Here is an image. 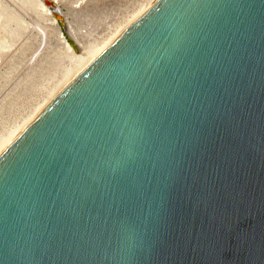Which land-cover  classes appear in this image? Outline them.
Here are the masks:
<instances>
[{
	"label": "water",
	"instance_id": "obj_1",
	"mask_svg": "<svg viewBox=\"0 0 264 264\" xmlns=\"http://www.w3.org/2000/svg\"><path fill=\"white\" fill-rule=\"evenodd\" d=\"M0 264H264V0H155L0 152Z\"/></svg>",
	"mask_w": 264,
	"mask_h": 264
},
{
	"label": "bare ground",
	"instance_id": "obj_2",
	"mask_svg": "<svg viewBox=\"0 0 264 264\" xmlns=\"http://www.w3.org/2000/svg\"><path fill=\"white\" fill-rule=\"evenodd\" d=\"M20 1H21V4H19L20 7L18 9H19V12L20 10L21 12H23V19L22 18L21 19H22V22L25 20L24 25L23 23H20L21 21L20 22L17 21L18 17H15L16 15H14V0H5L6 4H8V7H7L8 9H6V7L5 8L0 7V53L3 54L2 56L13 57L12 55L14 52V46H16L15 45L16 42L18 41L21 42V40L19 39H21L22 37L27 38L28 40L27 36L29 34L31 35L33 31L40 30L41 22L42 24H45L46 26L51 25L56 29V33H55L56 40L54 41V43L58 44L62 50L61 49L56 50V51L50 50L52 52L50 55V60L47 61L49 58V55H48L49 53H48L47 54L48 58H46L47 55L46 57L44 56L47 60L43 59L46 61L42 63V67H39L38 70H36L37 71L36 75L33 74L35 76L34 78H32V81L31 79H30L31 82L27 81V83L28 82L30 83L28 87L27 88H24V86L22 87L21 93L23 92V90L25 91V93L21 95V96H24V98H21V99L26 100V103H25L26 106H24V108L21 107L23 110H20V112L18 111L19 112L18 116L15 118H14V115H15L14 110L16 108L14 109V105H15L14 102H16V100L14 101V96H15L14 92H15L16 86L14 85L16 84L14 83L15 82L14 74L16 76L15 72L18 70V67L20 64L23 65L21 66V69L19 68L21 71L22 69H24L26 65H28L29 63H33V60L36 57V55H38V53L42 49L45 48V45H43L42 43L48 36L47 35L44 36L43 35L44 33H42L43 38L41 36L42 40L41 41L37 40L38 44L36 43V40L35 42H33L32 40L26 41V42H33L37 44L36 50L32 53L29 59L22 57L24 58V60L26 59L27 61L25 62L23 61L24 63L23 62L20 63L15 68H14L13 59L11 63L9 62L7 64L6 70L2 74V77H0V152L93 58H95L109 43H111L120 33H122L127 27H129L141 14H143L144 11L155 0H147L146 2H144L143 0L144 3H142L141 5L138 4L140 6L136 7V10L133 9L135 12L132 10V13L130 14L127 13L128 15H130L129 17L127 16L126 18L123 17L122 18L123 20L119 18V20L121 21L119 22L118 20L119 22V23L117 22L118 24L107 23L106 20L108 18L106 17V19L102 21L103 23L107 24V25L104 24V26L103 25L100 26L102 22L98 25L93 24L92 27L89 25L81 26L76 20L69 21L68 20L69 15L65 13V11H63L62 9H59V8L54 9L53 13L55 12L56 14H58L59 16H62L63 18L66 16V19L68 20L70 28L74 27L77 30L74 34L71 35L73 37L71 41L72 45H70L68 41H66L62 32L59 29V26L56 24V21L54 20V18L53 17L48 18L47 16L44 17L45 12H43V9H44L43 6L38 5V7L40 6V9L43 8L41 9L42 11L41 12L37 8V4L33 3L31 0H20ZM79 2H81V0H76L74 3V6H77ZM135 6L136 5H134L133 7L135 8ZM25 17L29 19V21L27 20L28 23L26 24V26H25V22H26ZM110 19L112 18L110 17ZM58 21L63 22V19L60 17ZM75 21L81 27L77 28L78 25L76 26ZM108 21L110 22L111 20H108ZM30 24H32L33 26L32 25L29 26ZM46 26L44 27L46 28ZM87 29H90L89 32H91V34L88 33ZM96 31H98L99 33L101 32L100 36L93 35L95 34ZM39 34L41 35V33ZM91 38H94V39H91ZM28 45L26 46L27 48H28ZM22 52H21V55H22ZM47 79H48V82H47ZM26 80L28 79L26 78L24 81ZM21 83L23 84V82ZM17 86L20 87L21 85H17ZM19 97L20 95L18 94V98ZM15 99H16V96H15Z\"/></svg>",
	"mask_w": 264,
	"mask_h": 264
},
{
	"label": "rangeland",
	"instance_id": "obj_3",
	"mask_svg": "<svg viewBox=\"0 0 264 264\" xmlns=\"http://www.w3.org/2000/svg\"><path fill=\"white\" fill-rule=\"evenodd\" d=\"M33 3H36L37 4V8L41 11V9H43V8H41L40 9V6L38 7V5H41V6H43L44 7V9H43V12H45L44 13V17H53L54 18V20L56 21V24L59 26V29H60V31L62 32V34H63V36H64V38L66 39V41H68V43L70 44V45H72L71 44V41H72V34H74L77 30L73 27V28H70V25H69V23H68V20L69 21H71V20H76L81 26H86V25H89V26H91L92 27V25L94 24H100L102 21H104L105 19H106V17L108 18L107 20H106V22L107 23H109V24H111V23H114V24H118L121 20H123L122 18L123 17H125L126 18V16L127 17H129L130 15H128V14H130V13H132V10L134 9V10H136V7H139L142 3H144V2H146L147 0H144V2H143V0H81V2H79V4L77 5V6H74V3H75V1L76 0H31ZM67 2V3H66ZM73 3V4H72ZM19 4H21V1L20 0H14V15H16L15 17H18L17 18V21H21L20 23H23V25H24V21L22 22V19H23V12H21V10H20V12H19V7H20V5ZM69 4V5H68ZM138 4H140V5H138ZM134 5H136L135 6V8L133 7ZM0 7H3V8H5L6 7V9H8L7 7H8V4H6V2H5V0H0ZM57 8H59V9H62L63 11H65V13H67L69 16H68V20L66 19V16L63 18L62 16H59L58 14H56L55 12L53 13V11H54V9H57ZM18 9V10H17ZM131 9V10H130ZM133 10V11H134ZM129 11V12H128ZM131 11V12H130ZM42 12V11H41ZM135 12V11H134ZM123 13V14H122ZM128 13V14H127ZM20 14H21V16H20ZM46 14V15H45ZM116 16V17H115ZM14 17V18H15ZM62 18L63 19V22H61V21H58V19L59 18ZM110 17L112 18V19H110ZM22 18V19H21ZM79 18V19H78ZM119 18L121 19V20H119ZM124 18V19H125ZM25 19H26V22H25V26H26V24L28 23V21H29V19L27 18V17H25ZM115 19V20H114ZM16 20V19H15ZM28 20V21H27ZM108 20H111L110 22L108 21ZM117 20V21H116ZM118 20H119V22H118ZM76 21H75V23H76ZM80 21V22H79ZM114 21V22H113ZM118 22V23H117ZM40 23V22H39ZM45 23V22H44ZM78 23H76V26H77V28H79V27H81V26H79V24ZM104 24L105 25H107L106 23H101L100 24V26L101 25H103L104 26ZM14 25H15V23H14ZM32 24H30L29 26H31ZM40 25H41V28H40V30H36V31H33L32 33H31V35L29 34L27 37H28V40L29 41H33V42H35V40H36V43H37V40H39V41H41L42 40V38H43V36H42V33H44L43 35L44 36H48L44 41H43V45H45V48L44 49H42L39 53H38V55H36V57L34 58V60H33V63H29L28 65H26L25 67H24V69H22L21 71H20V69H21V66H23L22 64H20V63H22L23 61L25 62V61H27L26 59H29V57L32 55V53L36 50V45L38 44H36V43H33V42H26V41H28L27 40V38H24V37H22L21 39H19V40H21V42L20 41H18V42H16V46H14V52H13V57H8V56H2L3 54H1L0 53V77H2V74L4 73V71L6 70V67H7V64L10 62H12L13 60H14V68L15 67H17L19 64V67H18V73H17V71L15 72L16 73V76H15V74H14V83L16 84V85H14V86H16V88H15V92H14V95L16 96V99H15V96H14V101L16 100V102H14V109L16 110H14V118L15 117H17L18 116V113L20 112V110H23L22 108H24V106H26V100H23V99H21V98H24V96H21L23 93H25V91L23 90V92L21 93V90H22V87L24 86V88H27L28 87V85L30 84L29 82L27 83V81H30V79H31V81H32V78H34V76L36 75V70H38V68L39 67H42V63H44V61H46L47 59L46 58H48V55H49V58H48V60L47 61H49L50 60V55H51V51H56V50H59V49H61V47L58 45V44H56V43H54V41L56 40L55 38H56V29L53 27V26H49V25H45V24H42V22L40 23ZM43 25V26H42ZM33 26V25H32ZM44 26H46V28L44 27ZM16 27V26H15ZM14 27V28H15ZM48 27V28H47ZM50 27V28H49ZM69 27V28H68ZM90 27V28H91ZM89 30L90 29H87V31H88V33H90L91 34V32H89ZM15 31V30H14ZM73 32V33H72ZM98 31H96L95 32V34H93L94 36H100V34H101V32L99 33H97ZM39 33H41V35L39 34ZM97 33V34H96ZM34 34H35V36H34ZM40 35V36H38V35ZM55 34V35H54ZM35 38H34V37ZM41 36H42V38H41ZM54 36V37H53ZM31 37V38H30ZM33 37V38H32ZM30 38V39H29ZM25 39V40H24ZM91 39H94V38H91ZM22 41H23V43H22ZM22 43V44H21ZM30 43V44H29ZM32 43H33V45H32ZM29 44V45H28ZM28 45V48L26 47ZM29 46H30V48H29ZM35 46V47H34ZM73 47V46H72ZM27 50H26V49ZM49 50H48V49ZM28 49H29V51H28ZM44 50H48L47 52L46 51H44ZM51 50V51H50ZM62 50V49H61ZM23 51V52H22ZM26 51V52H25ZM50 51V52H49ZM21 52H22V55H21ZM49 53V54H48ZM40 54V55H39ZM44 54V55H43ZM48 54V55H47ZM27 55V56H26ZM46 55H47V57H46ZM21 56V57H20ZM46 58H45V57ZM7 57V58H6ZM22 57H24V58H26L25 60H24V58H22ZM39 59H38V58ZM20 58H22V59H20ZM3 59V60H2ZM13 59V60H12ZM43 59H46V60H43ZM6 61V62H5ZM21 61V62H20ZM41 61V62H40ZM2 62V63H1ZM23 62V63H24ZM4 64H6V65H4ZM20 68V69H19ZM19 71H20V73H19ZM26 72V73H25ZM31 74H32V76H31ZM33 74H35V75H33ZM29 76V77H28ZM31 76V77H30ZM16 77V78H15ZM21 77V78H20ZM19 78V79H18ZM27 78L28 80H26V81H24L25 79ZM24 79V80H23ZM18 80V81H17ZM21 80V81H20ZM20 81V82H19ZM30 81V82H31ZM21 82H23V84L21 83ZM47 82H48V79H47ZM17 83H19V84H17ZM25 84V85H24ZM17 85H21L20 87L19 86H17ZM21 88V89H20ZM18 89H19V91H18ZM18 92V93H17ZM15 93H17V94H15ZM21 93V94H20ZM18 94L20 95V97L18 98ZM18 98V99H17ZM20 101H22V102H20ZM21 103V104H20ZM25 104V105H24ZM18 105H20V106H18ZM23 105V106H22ZM18 107V108H17ZM22 107V108H21ZM21 108V109H20ZM19 111V112H18ZM17 113V114H16Z\"/></svg>",
	"mask_w": 264,
	"mask_h": 264
}]
</instances>
